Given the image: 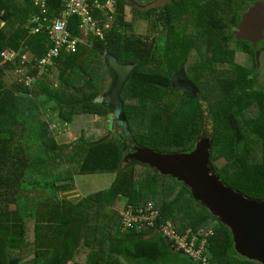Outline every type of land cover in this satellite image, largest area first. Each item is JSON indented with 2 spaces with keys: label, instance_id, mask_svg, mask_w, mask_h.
Returning a JSON list of instances; mask_svg holds the SVG:
<instances>
[{
  "label": "trees",
  "instance_id": "16d2710c",
  "mask_svg": "<svg viewBox=\"0 0 264 264\" xmlns=\"http://www.w3.org/2000/svg\"><path fill=\"white\" fill-rule=\"evenodd\" d=\"M61 1H47L50 14L60 12ZM154 1L118 0L116 23L104 39L89 38L76 53L61 55L54 65L58 81L73 89L61 99L57 87L36 80L37 69L24 76L35 78L29 86L23 80L6 84V76L18 74L22 66L19 61L3 63L2 52L11 49L20 53L26 46L36 55H43L48 37L28 35L26 22L40 14L33 4L31 8H19L0 0V23H7V27L0 28V264H125L123 260L130 264H188L191 259L176 255L174 245L164 238H145L134 230L120 232L118 212L113 206L123 197L130 203L157 201L163 218H174L182 232L213 220L218 222L210 243L213 264H263L237 251L231 227L197 200L184 182L175 178L209 212L199 220L187 215V209H180L184 197L170 195L162 178L172 176L152 168L155 175L143 176L149 182L138 183L135 172L125 174V165L140 162L125 161L127 147L114 132L96 142L82 136L76 142L60 144L49 123L41 120L46 105L51 103L52 120L61 125L72 124L75 116L111 113L108 105L95 102L109 92L114 82L103 56L106 50L120 63L136 65L121 99L127 129L137 144L161 153L192 152L206 122L211 120L216 128L212 160L220 177L244 194L264 199V89H260L255 71L237 62L238 48L230 45L239 41L249 46L234 33L243 20L246 0H173L164 8L146 13L131 8L133 21L136 17L146 20L145 36L126 34L119 28L132 26L125 21L128 2L144 7ZM159 11L164 14L165 28L156 18ZM95 13L99 19H106L100 10ZM76 22L71 19L74 33L79 34ZM191 26H196L194 32ZM193 46L200 54L205 51L191 65L198 79L209 76L211 81L205 86L185 75ZM165 66L168 73L163 70ZM180 74L198 85L199 91L176 92L174 79ZM110 78L112 83L108 85ZM217 89L220 93L215 100ZM76 94L83 99L69 100L78 98ZM175 94L180 96L179 101ZM193 101L198 102V109L183 116ZM54 161L55 165L70 166L66 176L50 178L55 166L49 168L45 162ZM222 161L224 166L219 168L217 163ZM118 168L124 170L123 174L106 190L72 200L53 199L60 190L75 187L76 174L116 173ZM131 183L135 189L130 188ZM33 223L35 240L27 244ZM29 244L33 257L21 263V258L31 252L26 248ZM234 253L247 263H235Z\"/></svg>",
  "mask_w": 264,
  "mask_h": 264
},
{
  "label": "water",
  "instance_id": "95a60500",
  "mask_svg": "<svg viewBox=\"0 0 264 264\" xmlns=\"http://www.w3.org/2000/svg\"><path fill=\"white\" fill-rule=\"evenodd\" d=\"M172 3L173 0H155L144 7L133 2H128L127 6L140 13H146ZM237 36L248 41L258 40L264 45V5L249 10L240 24ZM103 56L114 76V82L109 92L96 98L95 102L110 107L108 128L125 143L127 147L125 161L140 162L164 176H172L184 182L191 188L197 200L231 227L237 251L249 259L264 264V199L244 194L225 182L218 174L212 160L215 125L208 120L195 150L189 153L166 154L137 144L127 129L121 99L124 87L136 65L122 64L106 50L103 51ZM191 89L199 91L193 86Z\"/></svg>",
  "mask_w": 264,
  "mask_h": 264
},
{
  "label": "built area",
  "instance_id": "2783aa9c",
  "mask_svg": "<svg viewBox=\"0 0 264 264\" xmlns=\"http://www.w3.org/2000/svg\"><path fill=\"white\" fill-rule=\"evenodd\" d=\"M117 1L62 0L63 9L58 14H50L46 0H34V6L41 13L30 17L26 28L33 36L46 34L50 46L44 55H35L27 48L20 49V53L6 49L1 54L3 63L19 61L22 66L19 70L21 75L27 67L39 71L36 78L42 77L45 71L55 68V62L63 53H76L79 45L87 43L89 38H105L111 19L116 14ZM96 10L104 13L106 19H99ZM71 19L77 21L75 27L79 34L74 33ZM26 80L30 85L35 78L26 77ZM119 213L122 231L159 233L177 250L190 257L194 264H212L210 243L216 234L215 223L197 229L189 227L182 232L174 219L163 218L161 208L152 199L137 203L125 202Z\"/></svg>",
  "mask_w": 264,
  "mask_h": 264
},
{
  "label": "rangeland",
  "instance_id": "374dc122",
  "mask_svg": "<svg viewBox=\"0 0 264 264\" xmlns=\"http://www.w3.org/2000/svg\"><path fill=\"white\" fill-rule=\"evenodd\" d=\"M4 2L6 4L13 5V7L18 6L19 8L20 7H22V8L30 7L31 8L30 5H32L34 3V0H4ZM246 3H247V1H246ZM2 13H4V12H2ZM125 18H126L125 21L131 22L132 26H131V28H128L125 26H119V28L122 31H124L126 34H131V35L133 34L136 37L137 36H145V34H146V20L145 19H143L141 17H136L133 21V14H132L131 8H126ZM156 18L160 22L161 26H163L165 28L166 26H165V21H164V14L162 13V11H159L157 13ZM230 19H233V16H230ZM176 22L178 23V20H176ZM115 23H116V14L111 19V22L109 24L110 28L108 30H106V32L110 31ZM194 24L195 23H191V25H194ZM5 27H7V23H5V22L0 23V28H5ZM195 27L196 26H191L190 31L194 32ZM230 30H232V28H230ZM230 45H233V44H230ZM192 49H194V50H192V53L188 57L190 63L188 64V67H186V74L185 75H187L192 81H194V80L197 81L196 84H198L199 86H205L207 83H209L211 81L209 76L198 79L195 71H192V69H191V65L196 64L199 61L200 55H204L205 51L202 54H200V51L197 50V47L193 46ZM263 52H264V49L261 50V48H260V51H258V56H256L255 58H260V56H262ZM245 57H246L245 54L240 49H238V51H237V62L243 66H246L248 68L253 69L255 71L256 76L258 77V83L260 85V89H264V55L261 58V64H260V61H259L260 65L257 64L258 67H257V65L254 64V62L252 60L250 61V63H246L247 58H245ZM158 62H161V61H158ZM175 64L177 65L178 62L176 61ZM166 65H167V63H166ZM214 68H215V65H214ZM28 70H29V68L25 67L23 69V75H21L20 72H18V74H16V72H14L13 74H8L5 78L6 84L10 85L14 81L21 82L23 80V81H26L25 85L29 86V84H27V80L24 79V76L28 73L27 72ZM163 70L165 73H168L167 66H165ZM50 72L51 73L49 75L44 76V74H43L42 75L43 77L36 78V80L43 81V82L48 81L54 87V89L57 87L56 89L58 90V94L60 93L62 95L61 99H64L65 95L68 94L69 92H73V89L71 87L61 85V83L58 81V70H56V68H54ZM227 74H229V73H227ZM258 74H260V75H258ZM111 83H112V78H110L108 85H110ZM196 84L193 85L184 75H179L177 77L174 88H175L176 92H179V91L191 92L190 91V90H192L191 86H193V88L198 87V85H196ZM211 93H213V91ZM211 93H210V97L212 96ZM219 93H220V91L217 89V91L215 92V97H214L215 100L219 98V96H218ZM76 95L78 96V98L70 97L69 100H76V99L82 100L83 99V96H80L78 94H76ZM174 98H177V101L180 100V96L178 94H175ZM65 101L68 102V99L65 98ZM51 105H53V103L46 105V107H48V108L45 111H43L42 116H41V120H44V121L49 123L50 129L53 130L55 140L58 143L67 144V143H72L74 141L76 142L82 136H84L85 139H89L90 141L92 140L93 142H96L98 140H103L106 137H108V133L110 132L109 128H108V124H109L108 116H109V114L107 116L106 115L105 116H92V115L75 116L73 118L74 121L72 124L61 125L58 123L57 120H55V119L52 120L53 114L51 111ZM198 107H199L198 102L193 101L189 106H187L185 108L184 112H182V115L186 116V115L192 113L193 111L197 110ZM111 133H113V132H111ZM200 138H199V140H200ZM165 153L170 154V152H165ZM177 153H185V152H177ZM223 162L224 161L217 163L219 168H222L224 166ZM55 163H56L55 161L51 162V163L45 162V164H47L49 166V168L55 166V168L52 170L53 173L49 175L50 178H52L53 176H57L58 178H62L63 176H66L68 174L69 167L67 165H64V164L63 165H61V164L55 165ZM140 164L141 163H139L138 165L137 164H133V165L127 164L123 167V169L125 170V174H132L135 172L137 174V176H135L134 178L137 179L138 183H141V182L147 183L149 181L147 180V178H143L144 174L150 173L152 175H155V172H154V170H152V168H147L145 166H142L143 164L142 165H140ZM123 169L121 170L118 168L116 173L115 172H108V173H104V174H94V175H89V174L78 175V174H76V175H74V178H73V182L75 184V187H73L70 190H60L58 192L57 196L53 197V199L58 200V199L67 198V199L72 200L75 198L88 196L89 194L97 192V191L106 190L111 186V184L113 183L114 179L117 176H119L120 174H123V172H124ZM220 171L223 175H225V172L223 170H220ZM121 177H124V176L122 175ZM166 177H168V176H166ZM162 179L167 183V185L169 187L168 191H169L171 196L174 195V198H178L179 196H181V197H184L185 199L188 197L187 202L185 201V199H183V202H182V205L180 208V209H187V211H186L187 215H189V216L194 215V217H197V219L199 220L205 214H209V212L194 198V196L192 195L190 190H188L185 186H183L175 178L168 177V178H162ZM130 188L135 189L132 186V183H131ZM40 199H44V197H42ZM127 200H128V198L127 199L125 197L121 198L120 204L122 205V203L128 202ZM12 207L15 208L14 204H12ZM209 220H213V218H210ZM213 221H215V220H213ZM33 227H34V223H33V226L29 227L30 232H28L27 239L25 240L27 244L28 243L32 244V241L35 240ZM31 244H29L26 247L27 249H29L27 251H31V252L28 255L23 256V260L21 258V261H20L21 263H22V261H23V263H26L27 261H29V259H31L33 257V253H32L33 248L31 246ZM24 253L25 252H23V254ZM237 257H236V254L234 253L235 263H247V262L243 261L245 259H243L241 257H238L239 259H237ZM70 264H72V263H70Z\"/></svg>",
  "mask_w": 264,
  "mask_h": 264
},
{
  "label": "flooded vegetation",
  "instance_id": "af4514ba",
  "mask_svg": "<svg viewBox=\"0 0 264 264\" xmlns=\"http://www.w3.org/2000/svg\"><path fill=\"white\" fill-rule=\"evenodd\" d=\"M247 1V9H245L243 12H242V15H243V20L245 19V16L246 14L249 12V10L251 9H255V8H258V7H263L264 5V0H246ZM242 20V22H243ZM241 22V23H242ZM240 23V24H241ZM240 24H238L235 28H234V33L236 35V37L238 38L237 36V33H238V29L240 27ZM239 39V38H238ZM239 40H243V39H239ZM243 41H246L248 43V47L244 44V43H240L239 41L237 42H233L232 44L234 46H236L238 49H240L244 54H245V58H247V62L246 63H250V61L252 60L255 63H257L258 65L261 64V58L263 57L264 55V52L262 54V56H260V58H255L256 56H258V51H260V48L261 50L264 49V45L263 43H260V41H248V40H243ZM259 59V60H258ZM259 61H260V64H259ZM257 65V67H258ZM260 75V74H258ZM148 166V165H147ZM223 179V178H222ZM224 180V179H223ZM225 181V180H224ZM226 182V181H225ZM202 203V202H201ZM204 205V204H203ZM207 207V206H206ZM208 208V207H207ZM215 215V214H214ZM216 216V215H215Z\"/></svg>",
  "mask_w": 264,
  "mask_h": 264
},
{
  "label": "crops",
  "instance_id": "0c3cea01",
  "mask_svg": "<svg viewBox=\"0 0 264 264\" xmlns=\"http://www.w3.org/2000/svg\"><path fill=\"white\" fill-rule=\"evenodd\" d=\"M47 1L48 0H46V4H47ZM62 2V1H61ZM34 5V4H33ZM47 7H48V4H47ZM38 9V11H39V13H41V11H40V9L39 8H37ZM49 9V8H48ZM62 9H63V2H62ZM61 9V10H62ZM60 10V11H61ZM53 12V11H52ZM51 14H58V13H55V12H53V13H51ZM35 15H39V14H35ZM27 24H28V21L26 22V25H25V27L27 26ZM27 29V28H26ZM28 35L29 36H33V35H31L29 32H28ZM48 39V38H47ZM49 43H48V40H47V43H46V51L43 53V54H45L46 52H47V49L49 48ZM25 48H27L26 46L25 47H23L22 49H25ZM27 50H30L29 48H27ZM31 51V50H30ZM32 52V51H31ZM33 54H37L36 52H32ZM133 73V72H132ZM131 73V74H132ZM175 81L177 80V77H175V79H174ZM176 83V82H175ZM195 91V90H194ZM204 108L205 109H207V108H209L205 103H204ZM207 111H209V109H207ZM208 122V121H207ZM207 122H206V124H205V126H207ZM205 129H206V127H205ZM199 142V141H198ZM197 146V145H196ZM65 165V164H64ZM67 166L69 167V170H70V166L67 164ZM120 202H121V198H119V199H117L116 200V202H115V204H114V206H113V208L118 212V216H119V230H120V232L121 233H126V232H129V231H122L121 230V228H120V225H121V218H120V209H121V207H122V205L120 204ZM157 202V201H156ZM123 204V203H122ZM158 206H159V204H158ZM174 219V218H173ZM212 223H215L216 224V228H217V226H218V222H216V221H212L210 224H208V225H205V226H201V227H207V226H209V225H211ZM194 228V227H193ZM141 233H143V237L145 236V238H152V239H157L158 237H161V238H164L163 236H161L160 234H158V235H153V234H155V233H149V232H145V231H143V232H141ZM165 239V238H164ZM176 250V255H179L180 257H182V258H186V259H189L190 257H188L187 255H185L183 252H181V251H179V250H177V249H175ZM212 252V251H211ZM179 253V254H178ZM212 255H213V253H212ZM124 262H125V264H130L129 262H127V261H125V260H123ZM213 261H214V256H213ZM213 261H212V264H213ZM188 262V264H193V261L192 260H189V261H187Z\"/></svg>",
  "mask_w": 264,
  "mask_h": 264
},
{
  "label": "clouds",
  "instance_id": "9594fccd",
  "mask_svg": "<svg viewBox=\"0 0 264 264\" xmlns=\"http://www.w3.org/2000/svg\"><path fill=\"white\" fill-rule=\"evenodd\" d=\"M44 55V54H43Z\"/></svg>",
  "mask_w": 264,
  "mask_h": 264
}]
</instances>
